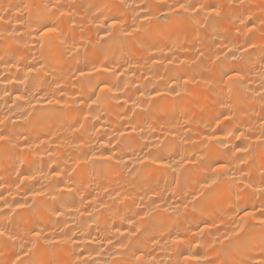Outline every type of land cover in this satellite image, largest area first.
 Instances as JSON below:
<instances>
[{"label": "bare ground", "instance_id": "bare-ground-1", "mask_svg": "<svg viewBox=\"0 0 264 264\" xmlns=\"http://www.w3.org/2000/svg\"><path fill=\"white\" fill-rule=\"evenodd\" d=\"M0 135V264H264V0H0Z\"/></svg>", "mask_w": 264, "mask_h": 264}, {"label": "snow or ice", "instance_id": "snow-or-ice-1", "mask_svg": "<svg viewBox=\"0 0 264 264\" xmlns=\"http://www.w3.org/2000/svg\"><path fill=\"white\" fill-rule=\"evenodd\" d=\"M181 8H184V5H180ZM211 11H216V9H211ZM112 27H115V22L113 23ZM56 28L55 27H47L45 26L44 27V35H52V34H55L56 33ZM81 75H83V73H81ZM224 75L227 77L228 81L229 82H232V81H238L240 79H242V76L240 73L238 72H231V74L229 73H224ZM231 87V84L229 85ZM98 87H100V92L101 93H104V92H110L112 91V88L109 87L107 84H102V85H98ZM19 99V97H18ZM96 101H93V103H95ZM6 139L5 136L3 135H0V141H4ZM224 166L221 164V165H218V168L222 169ZM54 175H59V173H54ZM35 195H41V193H35ZM22 206V205H21ZM262 223H264V221H261ZM4 235V233L2 231H0V236ZM37 236L39 234H36Z\"/></svg>", "mask_w": 264, "mask_h": 264}]
</instances>
